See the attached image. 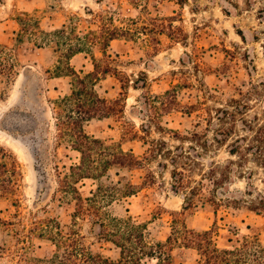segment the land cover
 <instances>
[{
	"label": "rangeland",
	"instance_id": "1",
	"mask_svg": "<svg viewBox=\"0 0 264 264\" xmlns=\"http://www.w3.org/2000/svg\"><path fill=\"white\" fill-rule=\"evenodd\" d=\"M113 27L136 34L111 41L107 54L120 75L105 76L97 89L110 101L125 92V108L84 122L101 140L89 149L71 130L69 107L60 100L75 79L68 61L83 76L95 60L105 64L104 36ZM71 43L84 50L69 60ZM177 84L181 106L196 105L192 113L156 112L155 101L147 103ZM259 125L264 0H0V264H59L57 254L66 248L59 233L69 230L115 264H169L123 259L121 248L100 238L98 215H79V196L91 208L86 198L101 189L108 225L109 215H131L147 227L151 244L173 235L176 218L181 227L214 229L221 247L233 248L244 236L264 242ZM122 150L141 163L108 164ZM90 160L93 171L84 177L79 167ZM179 181L184 187L175 188ZM128 182L139 186L132 196L124 193ZM196 185L221 204L185 209L184 194ZM170 248L171 264H198L196 249L175 242Z\"/></svg>",
	"mask_w": 264,
	"mask_h": 264
},
{
	"label": "trees",
	"instance_id": "2",
	"mask_svg": "<svg viewBox=\"0 0 264 264\" xmlns=\"http://www.w3.org/2000/svg\"><path fill=\"white\" fill-rule=\"evenodd\" d=\"M66 27V26H64ZM147 29L146 27H144ZM140 31L141 29L138 28ZM65 28L57 30L58 33H63ZM135 31L131 29H120L118 27L109 28L104 36V53L106 57H109L105 64L95 60V69L88 72L84 76L80 74L75 68H73L68 61V67L70 68L71 75L75 76L72 93L63 97L60 102L66 104L69 107L70 114L68 115L71 130L74 131L75 135L83 141L89 147H92L95 143H101V140L92 138L84 129V122H88L94 118H106L124 111L125 108V92L123 97L116 100L110 101L106 97L102 96L97 89L100 81L109 74L120 75V71L117 67L113 66L115 60L111 54H107V48L110 46L112 40L124 36L126 34L135 35ZM78 40L82 41L80 37ZM84 49L81 46H74L70 44L67 59H71L74 55L82 52ZM96 59V58H95ZM69 74V75H70ZM119 78H121L119 76ZM139 80H135V87H139ZM128 85L130 84L129 78L126 80ZM144 83H147L145 80ZM127 84H123V88H127ZM146 86V84H144ZM180 85L177 84L173 89L167 90L163 95H153L152 97H146V101L151 105V100L155 101L153 106L157 110L165 109L171 111L173 109H189L186 112L192 113L195 106L185 107L181 106V102L177 98L178 90ZM152 98V99H151ZM161 104V106H160ZM182 107V108H181ZM220 109V108H219ZM218 109V110H219ZM153 119H155L153 117ZM66 124V122H64ZM68 125V124H67ZM162 127V126H160ZM144 129L148 128L146 125ZM168 128H165L166 130ZM173 131V130H172ZM256 140L264 141V125H259L256 130ZM140 137L139 132H136L134 138ZM263 147V145H261ZM238 150L233 148L232 153H237ZM84 152V150H83ZM116 160H107L108 164L120 163L121 165L134 166L141 163V160L131 150L125 152L122 150L121 154L115 155ZM85 160V157H84ZM91 161V160H90ZM83 173L82 175L90 176V172L93 171L92 161L89 165H83L79 167ZM178 173L177 170L173 172L174 176ZM122 181H118L116 184H121ZM179 185L175 188L184 187V181H179ZM201 184V182H200ZM203 186V185H202ZM201 185L191 186L190 192L184 194L185 204L184 208L188 209L191 207H198L200 205L205 206L209 201L213 202L214 205L218 206L221 204L216 198H211ZM125 196H132L139 190V186H136L132 182L126 184ZM178 190V189H177ZM102 189L97 191L93 197L86 198L90 201V207L85 205V199L81 195L79 196L78 213L91 211L98 215V218L94 220V223L99 224L102 227L101 239L113 242L117 247L121 248V256L123 259L131 261L141 262L145 257H157L160 261H168L172 263L171 250L172 243H181L186 248L196 249L199 253L198 264H264V242L259 237L244 236L242 241L233 248L221 247L214 238V229L208 230H196L189 228L185 223L180 226V219H175V226L173 235H171L166 242L159 241L151 244L146 240V229L144 224L137 223L133 216L127 215L125 217L111 216L109 215L108 225L107 218L103 216L102 212V198L105 195L102 193ZM1 196V190H0ZM113 197V195H112ZM263 196L262 200L263 201ZM104 202V200H103ZM237 202V201H236ZM264 202V201H263ZM259 209V208H256ZM61 236V245L66 246L62 254H57L59 257V264H115L114 260L104 254L101 251L93 249L84 243V237L77 231L72 232L69 230L67 236L64 235V231L59 233ZM173 249V248H172Z\"/></svg>",
	"mask_w": 264,
	"mask_h": 264
}]
</instances>
